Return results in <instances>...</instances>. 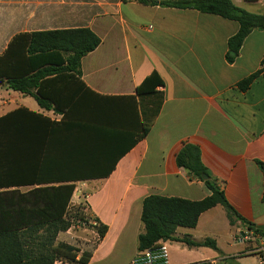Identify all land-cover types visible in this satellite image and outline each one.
<instances>
[{"label": "crops", "instance_id": "1", "mask_svg": "<svg viewBox=\"0 0 264 264\" xmlns=\"http://www.w3.org/2000/svg\"><path fill=\"white\" fill-rule=\"evenodd\" d=\"M231 1L264 15V0ZM80 28L101 39L82 61L88 101L64 119L0 86V118L25 109L59 124L44 138L42 167L52 177L71 178L72 205L83 203L108 228L88 251V264H131L140 254L147 197L202 201L212 195L206 181L178 166L186 145L199 148L209 180L241 218L264 225V31L248 35L233 56L228 43L240 25L193 9L138 0H0V57L20 35ZM258 72L242 91L239 84ZM153 73L163 80V105L148 136L131 146L142 122L136 90ZM246 231L242 222L232 226L218 205L196 228L176 231L181 239L215 240L218 251L168 241L171 264H250Z\"/></svg>", "mask_w": 264, "mask_h": 264}, {"label": "trees", "instance_id": "2", "mask_svg": "<svg viewBox=\"0 0 264 264\" xmlns=\"http://www.w3.org/2000/svg\"><path fill=\"white\" fill-rule=\"evenodd\" d=\"M144 5L176 9H193L240 25L229 40V50L238 55L245 39L255 30L264 31V15L251 14L231 0H138ZM101 45L90 29L57 30L23 34L14 39L0 57V83L15 92L33 97L45 110L70 116V109L88 101L83 92L91 93L82 81V61ZM230 61L234 57L229 56ZM260 72L239 84L249 89ZM163 80L153 73L138 86L136 95L142 122L135 140L148 136L160 114L163 95L158 90ZM94 95V94H93ZM53 123L42 115L19 109L0 118V264H88L91 253L81 254L75 246L58 242L60 233L72 228L69 211L76 185L68 177H52L43 169L42 146ZM177 164L192 178L203 181L208 175L198 147L186 145L177 155ZM264 173V165L259 164ZM212 195L202 201L152 195L144 200L138 250L144 252L159 242L177 241L189 247H209L218 251L215 240L196 242L177 238L178 228L194 229L200 216L222 205L231 225L242 222L250 232L264 235L255 224L246 222L228 203L225 194L206 181ZM29 188L23 191V188ZM82 219H86L81 215ZM94 229L103 239L108 228L92 218ZM85 223L87 221L85 220Z\"/></svg>", "mask_w": 264, "mask_h": 264}, {"label": "rangeland", "instance_id": "3", "mask_svg": "<svg viewBox=\"0 0 264 264\" xmlns=\"http://www.w3.org/2000/svg\"><path fill=\"white\" fill-rule=\"evenodd\" d=\"M22 190L27 191L28 189ZM81 215H84L86 219H82ZM92 218L94 217L83 203L77 206L72 205L69 211V220L72 228L68 232L60 233L58 242L72 244L78 249L90 251L91 247H94L99 239V234L94 229L95 223ZM85 220L87 223H85ZM246 234L252 239L251 246L246 249L247 251H252V254L247 256L249 263L264 264V235L254 232H247ZM239 250L243 251L244 246H240ZM260 257L263 258L261 262L259 261Z\"/></svg>", "mask_w": 264, "mask_h": 264}, {"label": "built area", "instance_id": "4", "mask_svg": "<svg viewBox=\"0 0 264 264\" xmlns=\"http://www.w3.org/2000/svg\"><path fill=\"white\" fill-rule=\"evenodd\" d=\"M263 258H261V261ZM131 264H171L170 249L167 242H159L156 246L141 252Z\"/></svg>", "mask_w": 264, "mask_h": 264}, {"label": "water", "instance_id": "5", "mask_svg": "<svg viewBox=\"0 0 264 264\" xmlns=\"http://www.w3.org/2000/svg\"><path fill=\"white\" fill-rule=\"evenodd\" d=\"M232 55L235 56L234 53H232ZM0 86H3V83H0ZM209 179H210V177L208 175L203 176L204 181H208ZM257 229L264 231V225L257 226Z\"/></svg>", "mask_w": 264, "mask_h": 264}]
</instances>
